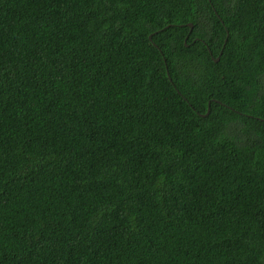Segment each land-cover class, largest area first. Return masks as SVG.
I'll use <instances>...</instances> for the list:
<instances>
[{"label": "trees", "instance_id": "obj_1", "mask_svg": "<svg viewBox=\"0 0 264 264\" xmlns=\"http://www.w3.org/2000/svg\"><path fill=\"white\" fill-rule=\"evenodd\" d=\"M0 264H264V0H0Z\"/></svg>", "mask_w": 264, "mask_h": 264}, {"label": "water", "instance_id": "obj_2", "mask_svg": "<svg viewBox=\"0 0 264 264\" xmlns=\"http://www.w3.org/2000/svg\"><path fill=\"white\" fill-rule=\"evenodd\" d=\"M188 24L190 25L191 28L193 27V23H192V22H189ZM218 59H219V57H218L216 60H218ZM209 112H210V108H209L207 114H208Z\"/></svg>", "mask_w": 264, "mask_h": 264}]
</instances>
